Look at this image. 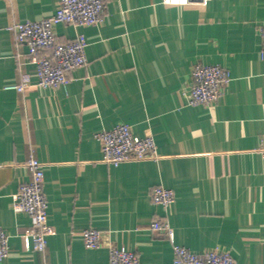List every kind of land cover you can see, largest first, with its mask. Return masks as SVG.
<instances>
[{
    "label": "crops",
    "instance_id": "0c3cea01",
    "mask_svg": "<svg viewBox=\"0 0 264 264\" xmlns=\"http://www.w3.org/2000/svg\"><path fill=\"white\" fill-rule=\"evenodd\" d=\"M59 0H0V228L9 236L3 264H108V242L141 264H173L174 246L203 255L218 248L236 264H264V0H106L102 23L60 24L57 43L82 34L88 64L66 87L41 88L28 48L5 28L53 16ZM231 78L219 101L191 106L197 65ZM29 79L23 93L6 87ZM120 124L152 136L159 159L103 163L96 133ZM44 170L52 233L44 253L16 214L12 195L30 181L25 164ZM175 194L168 209L153 187ZM168 222L173 241L154 232ZM103 234L96 250L83 233Z\"/></svg>",
    "mask_w": 264,
    "mask_h": 264
},
{
    "label": "built area",
    "instance_id": "2783aa9c",
    "mask_svg": "<svg viewBox=\"0 0 264 264\" xmlns=\"http://www.w3.org/2000/svg\"><path fill=\"white\" fill-rule=\"evenodd\" d=\"M192 0H164L166 4H185ZM206 3V0H202ZM106 0H59L56 13L40 21L14 23L5 28L17 45L28 48L31 61L35 66L37 85L41 88L66 87L69 75L78 68L88 64L86 55L87 42L84 35L78 34L70 42L57 43L55 28L60 24L72 25L78 28L97 27L103 21ZM261 44L264 50V27L259 29ZM192 84L186 94L191 106L210 107L222 97L225 88L230 84L228 72L219 65L197 64L191 71ZM29 85L25 78L22 84L7 86V90L23 93ZM100 143L103 163L118 167L123 163L142 160L159 159L158 149L152 136L136 137L131 128L120 124L110 130H103L95 135ZM261 151L264 154V136L261 139ZM30 173V181L21 185L12 195V209L16 214H26L33 219V226L28 236L33 241L34 250L44 253L52 233L48 224V199L44 192L43 165L33 156L26 164ZM151 201L164 209L175 203L172 190L162 186L150 190ZM154 232H159L173 241V232L166 221L156 220L150 226ZM84 246L88 250H96L103 245L102 232L95 229L83 233ZM108 264H141L140 256L133 251L119 248L108 242ZM9 236L0 228V264L9 257ZM173 264H236L228 251L218 248L201 254H196L184 247L174 246Z\"/></svg>",
    "mask_w": 264,
    "mask_h": 264
}]
</instances>
